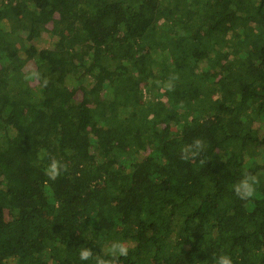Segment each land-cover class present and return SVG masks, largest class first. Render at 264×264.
I'll use <instances>...</instances> for the list:
<instances>
[{
    "label": "trees",
    "instance_id": "1",
    "mask_svg": "<svg viewBox=\"0 0 264 264\" xmlns=\"http://www.w3.org/2000/svg\"><path fill=\"white\" fill-rule=\"evenodd\" d=\"M81 245L264 264V0H0V264H88Z\"/></svg>",
    "mask_w": 264,
    "mask_h": 264
},
{
    "label": "clouds",
    "instance_id": "2",
    "mask_svg": "<svg viewBox=\"0 0 264 264\" xmlns=\"http://www.w3.org/2000/svg\"><path fill=\"white\" fill-rule=\"evenodd\" d=\"M157 83L160 82L158 81ZM164 87L171 90L173 87L172 79L164 82ZM203 146V141L201 139H194L192 143L185 144L181 147V158L185 160L194 158L202 150ZM65 167L66 166L58 159L52 157L45 167L44 172L49 180L54 181L61 175ZM245 169H247V165H245ZM261 182L260 178L256 175L248 173L245 170V172L230 185V188L236 197H238L241 201L246 202L250 207L252 198L260 195L258 187ZM104 252L112 257L126 256L128 253V247L122 239L113 237L107 243V246L104 248ZM78 257L81 262H88V264H115L114 260L106 259L105 256H101L99 254H94L92 248L83 245L78 247ZM204 264H209V262L205 260ZM210 264H233V259L227 253H221L214 255Z\"/></svg>",
    "mask_w": 264,
    "mask_h": 264
},
{
    "label": "rangeland",
    "instance_id": "3",
    "mask_svg": "<svg viewBox=\"0 0 264 264\" xmlns=\"http://www.w3.org/2000/svg\"><path fill=\"white\" fill-rule=\"evenodd\" d=\"M70 86H71V88L73 87L72 85H71V83H70ZM142 87L144 88V86L142 85Z\"/></svg>",
    "mask_w": 264,
    "mask_h": 264
}]
</instances>
